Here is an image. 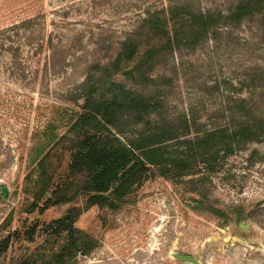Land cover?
I'll list each match as a JSON object with an SVG mask.
<instances>
[{
  "label": "rangeland",
  "instance_id": "1",
  "mask_svg": "<svg viewBox=\"0 0 264 264\" xmlns=\"http://www.w3.org/2000/svg\"><path fill=\"white\" fill-rule=\"evenodd\" d=\"M194 1L225 9L232 0ZM167 3L0 0V238L16 230L22 234L13 237L0 264H12L42 243L41 230L34 241L26 240L28 227L61 217L73 205L81 208L76 226L97 243L75 264H194L175 258V252L193 255L200 264H264V141L247 144L209 175V203L226 216L204 209L187 178L159 175L114 209L87 205L81 197L44 212L28 211L23 178L33 134L70 103V92L91 64L115 55L146 7ZM256 65L264 76V35L255 26L224 28L216 39L176 51L157 70L169 78L165 111L192 110L207 126L221 123L231 93L227 86L247 83L255 72L248 68ZM262 90L264 85L244 86L245 95ZM54 153L57 180L70 157Z\"/></svg>",
  "mask_w": 264,
  "mask_h": 264
},
{
  "label": "trees",
  "instance_id": "2",
  "mask_svg": "<svg viewBox=\"0 0 264 264\" xmlns=\"http://www.w3.org/2000/svg\"><path fill=\"white\" fill-rule=\"evenodd\" d=\"M255 26L264 35V0H232L225 9L201 7L194 0H168L166 6L146 7L136 25L119 42L115 55L91 64L85 78L70 92L66 107L58 108L33 134L24 175L29 212L76 203L111 209L151 177L187 178L189 191L217 216L226 211L209 203V175L221 162L247 144L264 141V90L244 94V86L264 85L255 71L247 83L233 86L221 110V123L205 125L192 110L165 111L167 76L158 66L176 51L195 49L216 39L224 28ZM264 73V71L262 72ZM121 76V77H119ZM162 80V81H161ZM54 151L68 153L65 171L55 180ZM257 152V150H255ZM81 208L43 225L36 222L23 233L42 243L12 264H75L96 246L95 239L76 226ZM16 230L0 238V258L8 251Z\"/></svg>",
  "mask_w": 264,
  "mask_h": 264
},
{
  "label": "water",
  "instance_id": "3",
  "mask_svg": "<svg viewBox=\"0 0 264 264\" xmlns=\"http://www.w3.org/2000/svg\"><path fill=\"white\" fill-rule=\"evenodd\" d=\"M173 256L181 261L184 262H190V263H194V264H200L199 260L194 257L193 255H189V254H183V253H173Z\"/></svg>",
  "mask_w": 264,
  "mask_h": 264
}]
</instances>
